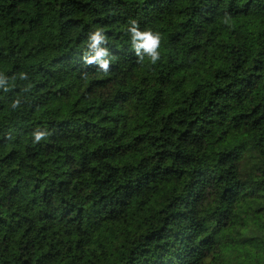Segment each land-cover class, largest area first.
<instances>
[{
	"label": "trees",
	"instance_id": "1",
	"mask_svg": "<svg viewBox=\"0 0 264 264\" xmlns=\"http://www.w3.org/2000/svg\"><path fill=\"white\" fill-rule=\"evenodd\" d=\"M0 75V264H264V0H0Z\"/></svg>",
	"mask_w": 264,
	"mask_h": 264
},
{
	"label": "clouds",
	"instance_id": "2",
	"mask_svg": "<svg viewBox=\"0 0 264 264\" xmlns=\"http://www.w3.org/2000/svg\"><path fill=\"white\" fill-rule=\"evenodd\" d=\"M125 32L128 35L130 46L134 50L138 60L144 61L147 57L148 62L156 64L161 58L160 44L161 35L158 31L150 27H141L135 19L128 22ZM109 41L102 27H96L87 33L85 46L82 49V59L88 64H95L103 71L109 69L112 60ZM8 78L0 75V88L4 92L9 90ZM19 100H14L12 106L16 107ZM50 135L47 128L37 126L31 133L33 143L45 140Z\"/></svg>",
	"mask_w": 264,
	"mask_h": 264
}]
</instances>
